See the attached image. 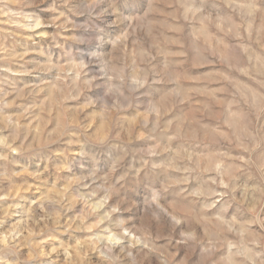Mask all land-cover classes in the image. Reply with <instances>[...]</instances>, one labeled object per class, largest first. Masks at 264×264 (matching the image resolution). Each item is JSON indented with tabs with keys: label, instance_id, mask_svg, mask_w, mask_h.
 <instances>
[{
	"label": "rangeland",
	"instance_id": "374dc122",
	"mask_svg": "<svg viewBox=\"0 0 264 264\" xmlns=\"http://www.w3.org/2000/svg\"><path fill=\"white\" fill-rule=\"evenodd\" d=\"M0 264H264V0H0Z\"/></svg>",
	"mask_w": 264,
	"mask_h": 264
}]
</instances>
